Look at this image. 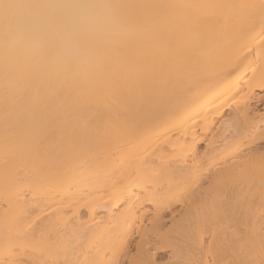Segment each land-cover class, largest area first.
Segmentation results:
<instances>
[{"label":"bare ground","instance_id":"obj_1","mask_svg":"<svg viewBox=\"0 0 264 264\" xmlns=\"http://www.w3.org/2000/svg\"><path fill=\"white\" fill-rule=\"evenodd\" d=\"M0 264H264V0H0Z\"/></svg>","mask_w":264,"mask_h":264},{"label":"rangeland","instance_id":"obj_2","mask_svg":"<svg viewBox=\"0 0 264 264\" xmlns=\"http://www.w3.org/2000/svg\"><path fill=\"white\" fill-rule=\"evenodd\" d=\"M158 256H159L160 258H161V257H165L163 254H160V255H158Z\"/></svg>","mask_w":264,"mask_h":264}]
</instances>
